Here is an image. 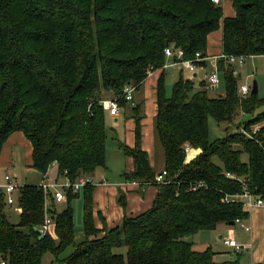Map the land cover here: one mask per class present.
Masks as SVG:
<instances>
[{"label": "trees", "instance_id": "obj_1", "mask_svg": "<svg viewBox=\"0 0 264 264\" xmlns=\"http://www.w3.org/2000/svg\"><path fill=\"white\" fill-rule=\"evenodd\" d=\"M218 1L0 0V151L12 133L20 132L32 147L31 168L42 179L53 165L55 181L104 170L107 129L100 100L110 95L120 108L129 105L135 121L134 147L118 142L133 161V170L122 178L138 183L139 190H157L148 210L98 230L92 184L76 194L66 192L68 206L61 212L51 194L46 207L39 186L24 184L17 224L6 218L0 196V264H42L46 254L57 260L74 244L69 202L79 195L84 239L64 264H238L219 260L222 253L210 247L195 250L186 238L248 218L241 202L223 201L226 195L246 190L264 200V109L242 125L234 123L239 112L253 114L264 106V98L251 92L240 97L232 64L223 58L217 71L225 94L217 97L208 95L203 82L196 85L181 75L168 95L163 68L169 46L181 49L182 59L196 53L206 57L207 36L220 22L223 56H264V0H229L235 11L229 18ZM158 69L153 132L164 183L155 182L158 171L140 148L139 96L147 75ZM125 86L134 88L131 102L123 98ZM210 118L226 124L221 139L209 141ZM185 145L199 154L186 161ZM45 213L54 222L53 232L39 237Z\"/></svg>", "mask_w": 264, "mask_h": 264}, {"label": "crops", "instance_id": "obj_2", "mask_svg": "<svg viewBox=\"0 0 264 264\" xmlns=\"http://www.w3.org/2000/svg\"><path fill=\"white\" fill-rule=\"evenodd\" d=\"M224 10L226 11V13L223 11V17L225 18L233 17L235 15V11L231 4L229 6L227 5ZM221 46L222 23L220 22L219 29L211 32L207 36L206 57L203 61L204 64L199 65L194 74L187 75L185 77H183V75L181 76L184 79L193 80L195 84H197L199 81H205L207 85L206 79L208 75L212 73L215 68H217V60L222 55ZM174 68H177V66L170 68L167 67L165 69L166 73L164 75V79L166 93L167 80H170V82L172 83V77H169V75ZM207 68L210 69V73L208 75L206 74ZM161 72L162 69H158L156 71L150 72L147 75L146 79L143 82L142 91L139 96V98L143 100V117L140 120V148L142 151L147 153L151 166H153L154 163L153 125L154 118L157 112L156 88ZM198 73H203L202 77H198ZM216 87L210 89L207 87V90H211L213 92L214 90H216ZM108 97H110V95H107V97L104 98ZM130 113L131 112L129 105L120 108L117 116H112L113 122L111 123V125H108L112 132V138L115 142V146L120 151L123 158L113 155L114 157H112L110 164L106 146V168L104 170L98 169L93 174L89 175L91 183L94 186L92 192V217L94 220V225L98 230H101L104 226L107 228H114L121 223L124 216L135 217L145 212L152 206L153 200L157 193L156 188L152 186H148L143 190L140 189V191L137 185L127 184L122 178V174L124 172H130L133 170L132 158L124 156L121 150L118 148V142L124 144L129 148H133L135 145V121ZM107 116L108 114L105 113L106 126ZM199 152L200 150L193 149L192 158L199 154ZM31 155L32 147L25 136L20 132L12 133L7 138L2 147V150L0 151V184L3 183L4 177L8 174H11L14 180L18 183V177L16 176V174L18 172L19 164L20 166H24L27 169L24 176L26 180L27 175H31L32 177L36 176L35 173L30 170L32 169ZM52 170L53 176L50 177V171ZM56 174V166L53 165L47 172V181L54 182L56 180ZM38 179L39 184L43 179ZM18 184L20 185V182ZM0 196L3 199V196L1 194ZM122 200L124 202L123 205L122 203H120ZM3 205L4 202H2V206ZM17 210L18 212L20 211L19 209ZM246 211L248 212V218L244 221L249 226V231H244L242 228H240L238 231H232L230 229L228 230V237H232L237 242V244L243 246L244 249L240 252V254L244 253V256L248 259L250 264H263L264 207L253 208ZM222 238L223 237H219L220 240H222Z\"/></svg>", "mask_w": 264, "mask_h": 264}, {"label": "rangeland", "instance_id": "obj_3", "mask_svg": "<svg viewBox=\"0 0 264 264\" xmlns=\"http://www.w3.org/2000/svg\"><path fill=\"white\" fill-rule=\"evenodd\" d=\"M229 0H222L221 1V6L223 8V11L226 13L224 10L226 6L230 5ZM231 68L235 72V76L237 79V85L238 86H246L249 90H251L253 82L256 83L257 85V98L258 99H263L264 98V56H256V57H247L245 58L244 63L241 65L238 63H233ZM195 72V71H194ZM194 72H190L187 70H182L181 66L174 68L169 77H172V83L170 80H167V94L170 95L169 93L171 92V88L173 83L178 79L179 75H183V77L187 75H192ZM210 73V69L207 68L206 74L208 75ZM218 77H219V84L216 87V90L213 92L211 90H207V85L205 81H201L204 83V87L208 92V95L211 97H217V96H222L225 94V83L223 81V76L222 73L219 71L217 72ZM203 73H198V77H202ZM200 81L198 82V84ZM196 84V85H198ZM104 97H107L104 96ZM110 98V97H108ZM104 99V98H103ZM264 109V106L258 108L255 110L253 114H242L239 112L237 116L235 117V125H242L245 121L251 119L253 116H255L257 113L261 112ZM113 122V117L108 115L107 116V153L109 157V162L111 164L112 157L119 156L120 158L122 157V154L120 151L116 148L115 142L113 140L112 132L109 128L108 125H111ZM225 128L226 124L225 123H217L215 122L212 118L209 119L208 121V139L209 141H215L217 139H221L225 135ZM232 130V128L230 129ZM153 137H154V132H153ZM153 168L157 172H160L162 170V165H163V158H162V153L161 150L155 141L154 137V143H153ZM242 160L246 161L247 157L246 155H242ZM215 162H217L215 160ZM27 169L24 166L18 165V172L16 174L17 181L18 183L20 182L21 184H30V185H38V178H41L36 171L33 169H30L32 172L35 173L37 176H31L27 175V180L24 178L25 176V171ZM19 173V176H18ZM9 176L12 177L11 174H8ZM53 176V170L50 171V177ZM30 181V182H26ZM63 178H59L58 182H63ZM22 186V185H21ZM14 203L13 205L9 206L5 202V197L3 196V202L4 205L2 206V211L5 214L6 218L13 224L18 223L19 219V212L17 209H19V204H18V197H19V191H14L11 194ZM49 203V202H48ZM68 206V203L66 201L60 202V203H55V208L57 212H61L66 207ZM69 207L73 211V224H74V244L72 246H69L67 249H65L58 257L57 260L54 259V257L50 254H46L42 258V264H64L63 260L66 258L74 249L76 245L81 243L84 239V234H83V228H82V196H76L71 199L69 202ZM45 217V215H44ZM229 228V229H227ZM232 231H238L240 229L239 226L233 225V226H227L226 224H219L217 226V229L215 231H199L189 237H187V241L191 242L193 244V247L195 250L202 251L207 247H210L213 251L222 253L220 256V259H226V260H232V261H237L238 264H250L248 259L244 256V253L240 254V251H236L233 248H230L228 246H225L222 242V240L219 239V237L227 238L228 235V230Z\"/></svg>", "mask_w": 264, "mask_h": 264}, {"label": "built area", "instance_id": "obj_4", "mask_svg": "<svg viewBox=\"0 0 264 264\" xmlns=\"http://www.w3.org/2000/svg\"><path fill=\"white\" fill-rule=\"evenodd\" d=\"M215 4H217L218 0H213ZM164 56L166 58V63L164 65L165 68L170 67H179L181 66L182 70H187L190 72H194L198 64L203 62L205 60V57H202L200 53H196L195 56L192 59H182L183 51L181 49L174 48L172 46H169L165 48L164 50ZM176 57L177 61H174L172 58ZM219 58H223L227 60L229 64L238 63L242 64L245 61L244 57H234V56H228L225 57L221 55ZM217 68L214 69L212 73H210L206 79L207 81V87L214 88L219 83V77L217 74ZM235 75V72H233ZM133 91L134 88L130 86H125L123 90V98L131 102L133 98ZM250 90L246 86H238V94L240 97H246L249 94ZM100 105L102 109L110 116H117L119 112V103L118 98H104L100 100ZM258 126L253 127V131H257ZM238 132H244L242 129H240ZM184 152L186 155V161H189L192 159V152L193 149L189 145L184 146ZM166 172L164 170H161L158 172V174L155 176V182L156 183H164L166 181ZM226 177L232 178L229 174H226ZM63 182H49L47 181V177L45 176L44 179L38 184L39 188L44 192L46 197V207H48V194H51L54 203H60L63 201H66V192H71L73 194H76L80 192L85 186L91 185V179L89 176H82L76 179L75 181H70L68 178H63ZM127 184H133L137 185L139 187V184L136 182H126ZM21 188V185H19L13 177L6 175L3 179V183L0 184V194L5 197V202L7 205H12L14 203V200L11 196V194L14 191H19ZM225 203L231 202V201H239L242 203L244 210H251L253 208H261L264 207V200L254 196L249 191H243L238 194L234 195H226L223 199ZM234 225L239 226L244 231H249V226L245 223L244 220L236 219L234 221ZM54 227V222L52 221L51 217L45 213L44 221L43 223L37 228V230L42 235L52 234ZM222 242L225 246L231 247L236 251H242L244 248L243 246L237 244V242L232 237L222 238ZM4 264V263H1Z\"/></svg>", "mask_w": 264, "mask_h": 264}, {"label": "water", "instance_id": "obj_5", "mask_svg": "<svg viewBox=\"0 0 264 264\" xmlns=\"http://www.w3.org/2000/svg\"><path fill=\"white\" fill-rule=\"evenodd\" d=\"M250 92H251V94H257V85L255 82H253V85H252ZM233 225H234V222H231L229 224V226H233ZM36 233L39 237L43 236L38 230L36 231Z\"/></svg>", "mask_w": 264, "mask_h": 264}]
</instances>
